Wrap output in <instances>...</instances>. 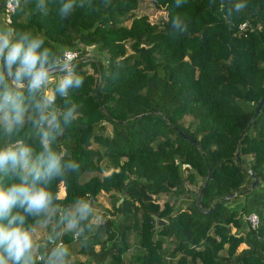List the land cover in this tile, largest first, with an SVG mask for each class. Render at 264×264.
<instances>
[{"label":"trees","instance_id":"trees-1","mask_svg":"<svg viewBox=\"0 0 264 264\" xmlns=\"http://www.w3.org/2000/svg\"><path fill=\"white\" fill-rule=\"evenodd\" d=\"M151 2L166 10L165 18L137 15L139 0H19L12 40L41 38L40 51L49 50L52 66L66 49H76L70 70L83 83L67 96L55 92L43 114L55 113L59 128L49 129L47 121L39 123L37 106L44 84L33 93L28 80L17 91L1 61L0 93L7 85L20 94L24 121L8 131L0 109V147L27 146L30 163L46 158V149L61 155V171L35 183L50 193L47 208L29 213L17 204L12 214L23 217L27 230L47 221L57 233L68 220L80 224L79 252L86 259L68 261L64 248L63 264H264V102L251 120L264 95V0ZM65 4L72 5L67 16ZM174 19L187 31H175ZM90 46L97 50L92 56ZM18 67L19 61L11 66L14 81ZM58 86L53 81L52 90ZM210 166L201 196L202 208L213 207L208 213L195 199ZM249 168L259 177L258 192L249 189ZM22 178L32 182L22 168L0 170V187ZM232 191L235 196L222 198ZM101 192L110 195L112 209L91 220ZM253 193L260 194L256 228L244 218L252 210L244 198ZM89 196L96 200L89 203ZM237 197L243 199L233 205ZM85 204L86 216L72 211ZM154 214L165 219L158 231ZM73 234L72 228L61 233L65 244L74 242ZM46 243L39 258L31 254L32 264H49L56 247Z\"/></svg>","mask_w":264,"mask_h":264},{"label":"clouds","instance_id":"clouds-1","mask_svg":"<svg viewBox=\"0 0 264 264\" xmlns=\"http://www.w3.org/2000/svg\"><path fill=\"white\" fill-rule=\"evenodd\" d=\"M237 7L240 8L241 6L238 5ZM71 10L72 5L65 4L61 8V13L67 16ZM172 28L179 33L187 31V26L183 25L179 19L173 20ZM12 33V29H8L7 32L0 30V61L8 67L19 61V67L14 73L15 81L21 84L23 77L31 74L29 89L33 93L38 92L42 84H47L52 79V74L50 75L48 71V68L52 65L46 64L49 50L40 51L43 40L39 37L29 39L25 36L22 39L13 41ZM5 49H7L6 56ZM69 64H72V62ZM69 64L63 66V71L66 74L59 81L58 88L46 94L42 99V103L37 105L42 112L39 123L43 124L47 121L49 129L59 128L55 113L43 114L44 110L48 109L54 101L55 92L58 91L62 96H67L70 88H79L83 83L82 77L73 75L69 69ZM2 79L3 77L0 76V80ZM5 88L6 90L0 93V109L5 110L3 120L6 122L7 130L11 131L14 125L23 123L24 109L18 102L20 94L8 89L7 85H5ZM49 134V131L43 133L45 140H47ZM30 151L23 144L0 147V170L7 171L8 169L22 168L26 170V175L32 176L31 183L22 178L20 183L12 184L8 188L0 187V249H3V254H0V264H9V261H11V264H32V233L22 227L23 217L13 215L12 209L17 204L25 207L29 213H37L46 209L50 201V193L44 187L37 188L35 183L38 180L50 178L61 171V155L46 149V158L41 156L38 158V163H30ZM81 212H87V205L81 209ZM4 220H7V224L3 223ZM17 220L20 221V224L16 223ZM59 238H47L53 243L51 245L56 247L49 258V264H63L66 249L60 248L61 245H56L58 240H61L63 244V240ZM41 244L43 249L48 246L46 241ZM5 256H7V260ZM36 257L39 258L40 253Z\"/></svg>","mask_w":264,"mask_h":264},{"label":"rangeland","instance_id":"rangeland-1","mask_svg":"<svg viewBox=\"0 0 264 264\" xmlns=\"http://www.w3.org/2000/svg\"><path fill=\"white\" fill-rule=\"evenodd\" d=\"M136 14L137 15H140V14H147L148 17H149V20L150 21H158L160 18L162 17H166V10L163 9V8H158L156 6H154V4L151 2V0H139V5L137 7V10H136ZM126 23H129V21H127ZM97 53V50L94 46H90L89 48V56H92L94 54ZM87 70L89 72H92L93 69L92 67L90 66H87L86 67ZM44 93H45V90H44ZM4 113V112H3ZM2 113V114H3ZM107 129L110 131L111 130V125L109 123H107ZM187 186L196 190L197 189V184H191L190 182L187 183ZM260 186H257L255 187V190L254 192H258L259 189H260ZM258 197L260 194H256ZM167 197V194H162L158 200V202L160 204L163 203L164 199H166ZM243 198L242 197H237L235 198L232 202L233 205L237 204L238 201L242 200ZM98 203L97 205H94L93 208H91V220L92 219H95L97 218V216H99L98 218L99 219H102L104 218V215H108L107 211H105L104 207H107L108 209H112V206H111V203H112V200L110 198V195L108 193H105V192H101L98 194ZM86 205V204H85ZM252 206V205H250ZM258 206V205H257ZM249 207V208H252L251 211H255V212H260V207ZM80 207L79 206H74L72 208V211L75 212V211H78L81 209H79ZM255 209V210H253ZM257 212V213H258ZM87 213H83V215ZM259 214V213H258ZM84 215V216H86ZM101 217V218H100ZM38 225L40 226V228H38ZM69 228H72L73 229V232H74V242L70 243V244H65V241H63V244L60 246V248H66L68 251H69V259L68 261H77V262H80V261H84L86 259V255L84 254H81L79 252V248H80V242L78 241V237H77V231L80 229V224H76L74 223L72 220H68L67 222H65V225L64 227L61 228V231L59 233H57L55 230H54V222H39L38 224L35 225V227L33 228L32 230V236H33V244L36 242V240L40 237H42L41 241H43L42 243H45L46 239L48 237H60L59 239H62L61 238V233L65 232L66 230H68ZM77 229V230H75ZM234 229V228H233ZM165 245L167 246V241L164 242ZM42 247V244L40 245H35L33 246V249H32V256H34L33 254L36 253V256L38 255L40 248ZM96 247V246H95ZM134 251V246L128 248L127 252H125V257L127 258L129 255L132 254V252ZM197 264H200L199 262H197Z\"/></svg>","mask_w":264,"mask_h":264},{"label":"water","instance_id":"water-1","mask_svg":"<svg viewBox=\"0 0 264 264\" xmlns=\"http://www.w3.org/2000/svg\"><path fill=\"white\" fill-rule=\"evenodd\" d=\"M2 5H3V0H0V7H2ZM64 65L65 64L53 65L52 67H49L48 68V71H49L50 74H53V73H56V72H59V71H63L64 70V68H63ZM68 66H69V69H70L71 66H72V64H69ZM7 73H8L9 84L11 86H13V87H16V90L17 91L20 90V89H22V88H24L25 86H27L28 80L31 79V74H29V75L24 76L21 84H15L14 81H13V75H12L11 67H8L7 66ZM97 95H98L99 101L101 102V95H100V92H99V87L97 89ZM263 102H264V95L259 99V101H258V103H257V105L255 107V110H254V112L252 114L251 120L257 115V113H258L259 109L261 108ZM122 122H124V121H122ZM180 132L182 133V135L185 138H187L189 141H191L194 145H198L197 141L194 138L190 137L189 135H187L183 131H180ZM243 132H244V129L239 134V138H241ZM236 157L239 160V153L238 152H236ZM248 171H249V173H250V175L252 177V181H251V184L249 186V189H252V188H254V187H256L258 185V183H259V177L253 171V169H250L249 168ZM210 174H211V166L207 170L206 177H205L202 185L199 187L198 192H197V196H196V199H195V203H196V206L198 207V209H200L203 212H208V213L212 211L213 207L210 206L208 209L202 208L201 207V196H202L203 189L206 186V184H207V182H208V180L210 178ZM236 193L237 192L232 191V192L226 194L225 196H223L222 198H227V199L232 198L233 196L236 195ZM95 200H96V197H94V196H89L87 198V201L89 203H93ZM68 205H69V203H66L65 206L67 207ZM153 217L155 218V230L158 231L160 229V227L164 224L165 219L162 218V217L156 216V214H154Z\"/></svg>","mask_w":264,"mask_h":264},{"label":"built area","instance_id":"built-area-1","mask_svg":"<svg viewBox=\"0 0 264 264\" xmlns=\"http://www.w3.org/2000/svg\"><path fill=\"white\" fill-rule=\"evenodd\" d=\"M19 5V0H3V6H2V11L5 16V20L7 22H11L12 20V14ZM247 26L246 21L241 22L239 24L240 29H244ZM78 51L76 49H66L63 53V56L61 58V63L69 64L71 63L74 59L78 57ZM1 64V61H0ZM261 198L262 201L264 202V189L261 193ZM244 218L247 220L249 223L250 227L256 228L259 223H260V216L257 212L255 211H249L244 214ZM57 246L62 245V241L58 240L57 241Z\"/></svg>","mask_w":264,"mask_h":264},{"label":"crops","instance_id":"crops-1","mask_svg":"<svg viewBox=\"0 0 264 264\" xmlns=\"http://www.w3.org/2000/svg\"><path fill=\"white\" fill-rule=\"evenodd\" d=\"M8 29H12L11 28V25H10V23L9 22H7L6 20H5V16H4V14H3V11L2 10H0V30H3V31H5V32H7V30ZM66 74V72H57V73H53L52 75H51V77H52V79L47 83V84H44V86H45V95L46 94H48L49 92H53V90H52V83H53V81H60L62 78H63V76ZM14 81V80H13ZM14 83L15 84H18L17 82H15L14 81ZM20 84V83H19ZM16 88V87H15ZM257 193H253V194H251L250 196H248L247 198H244V201L247 199V201H248V204L249 205H252L251 207H256L257 205H258V203L256 202V200H258V196L256 195ZM259 194V193H258ZM259 197H260V195H259ZM258 202H260L259 200H258ZM257 207H259V205L257 206ZM253 210H255V209H253ZM38 228H40V226L38 225ZM32 230H33V228L32 229H30L29 231L30 232H32ZM41 239H42V237H40V238H38L37 240H36V242L34 243L35 245H38V244H41L43 241H41ZM34 244H33V246H34ZM36 254V253H35ZM35 254H33V255H35Z\"/></svg>","mask_w":264,"mask_h":264}]
</instances>
